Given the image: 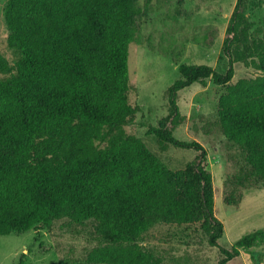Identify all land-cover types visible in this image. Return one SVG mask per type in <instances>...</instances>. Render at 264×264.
<instances>
[{"label":"trees","instance_id":"16d2710c","mask_svg":"<svg viewBox=\"0 0 264 264\" xmlns=\"http://www.w3.org/2000/svg\"><path fill=\"white\" fill-rule=\"evenodd\" d=\"M243 3L236 0L226 29V71L180 64L166 119L147 128L162 147L197 152L174 171L123 128L136 112L128 101V45L139 13L132 0H7V45L17 60L9 66L0 55V72L10 73L0 79V148L14 143L12 159H0V236L63 217L92 219L99 246L90 260L107 264H159L139 243L161 223L201 221L208 245L221 254L216 264L264 245L263 228L230 248L218 245L224 229L213 214L206 149L178 140L167 124L178 116V90L209 78L225 86L218 126L243 162L227 175L225 200L234 205L241 189L264 188V29L249 31ZM235 62L260 74L230 83Z\"/></svg>","mask_w":264,"mask_h":264},{"label":"rangeland","instance_id":"374dc122","mask_svg":"<svg viewBox=\"0 0 264 264\" xmlns=\"http://www.w3.org/2000/svg\"><path fill=\"white\" fill-rule=\"evenodd\" d=\"M0 0V55L13 66L17 55L7 45L8 30ZM139 10L135 19V40L128 45V101L135 108L132 122L123 128L140 138L169 169L183 170L197 152L167 145L162 147L149 126L163 122L169 109L168 88L180 78V64H206L224 73L227 57L223 42L236 0H132ZM242 12L249 31L260 36L264 29V0H244ZM230 83L260 74L243 63L233 64ZM10 73L0 72V79ZM225 86L211 79L194 82L178 90V116L168 127L178 140L198 141L206 149V169L211 174L213 214L224 232L218 245L230 246L241 236L264 229V188L260 184L240 190L234 205L226 202L227 175L235 172L242 156L222 134L216 116L217 99ZM14 143L0 148V159H12ZM231 188L227 190L230 193ZM96 223L92 219L75 223L63 217L48 225L38 224L20 233L0 236V264H107L90 260L99 246ZM150 250L159 264H216L221 254L209 246L201 221L182 224L161 223L143 234L139 243ZM226 264H264V245L241 250Z\"/></svg>","mask_w":264,"mask_h":264}]
</instances>
